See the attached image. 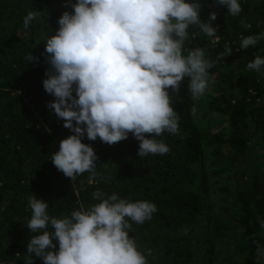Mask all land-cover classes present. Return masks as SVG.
Here are the masks:
<instances>
[{
	"label": "trees",
	"instance_id": "16d2710c",
	"mask_svg": "<svg viewBox=\"0 0 264 264\" xmlns=\"http://www.w3.org/2000/svg\"><path fill=\"white\" fill-rule=\"evenodd\" d=\"M251 2L238 0L242 11L232 16L216 0H199L200 19L207 22L215 12L211 23L217 32L208 37L190 26V35H197L185 43L189 49L203 48L205 58L215 61L200 115L205 124L220 120L224 130L207 137L192 125L184 106L192 95L185 77L178 93L169 89L180 117L178 133L155 137L168 145V153L139 157V141L131 133L112 145L85 135L81 142L97 156L96 176L90 180L85 172L72 181L51 161L60 141L73 133L47 107L55 98L42 84L50 67L42 37L54 35L58 18L73 9L65 7L66 0H0V264H25L30 255L33 264H43L26 247L36 234L26 227L32 195L48 204L50 217L64 218L99 203L93 198L97 191L103 198L116 193L129 202L156 205L157 211L142 224L126 218L129 236L147 264H264V258L257 260L253 243L264 245L258 222L264 220V66L260 72L247 69L256 56L264 58V38L240 48L243 37L264 33V0ZM34 10L40 17L25 28L23 19ZM244 50L245 59L231 71L233 56ZM29 54L39 62L27 61ZM208 160V178L224 183L215 190L221 199L216 205L207 204L210 191L202 182L199 162ZM53 244L56 248L50 250L58 251L55 239ZM219 244L228 250L221 257L215 251Z\"/></svg>",
	"mask_w": 264,
	"mask_h": 264
},
{
	"label": "clouds",
	"instance_id": "9594fccd",
	"mask_svg": "<svg viewBox=\"0 0 264 264\" xmlns=\"http://www.w3.org/2000/svg\"><path fill=\"white\" fill-rule=\"evenodd\" d=\"M216 3L226 6L232 16L242 11L238 0ZM65 7L73 12L64 11L55 34L42 37L50 66L42 84L55 98L47 107L73 133L52 154L54 166L72 181L85 172L94 179L97 156L90 145L81 142L85 135L90 141L99 137L112 145L131 133L139 141V157L168 153V145L155 137L179 130L180 117L169 89L178 93L188 77V91L193 97L203 96L209 86V69L215 64L205 58L203 48L185 47L197 35H190L188 29L197 26L214 37L218 26L213 27L211 21L216 20V13L202 21L199 0H66ZM40 14L29 11L24 27ZM262 38L264 33L243 37L240 48L255 46ZM225 52L230 55L232 50L226 46ZM25 59L39 62L32 54ZM262 66L264 58L256 56L247 69L260 72ZM103 197L97 191L93 198L100 202L90 210L56 218L49 216L46 202L32 195V215L26 227L36 234L28 241L27 252L43 264H147L129 236L131 224L126 218L142 224L157 211L156 205L129 202L116 193ZM258 222L264 228V220ZM54 239L58 251L50 250L56 248ZM253 243L259 261L264 258V245ZM25 264H33L31 255Z\"/></svg>",
	"mask_w": 264,
	"mask_h": 264
},
{
	"label": "rangeland",
	"instance_id": "374dc122",
	"mask_svg": "<svg viewBox=\"0 0 264 264\" xmlns=\"http://www.w3.org/2000/svg\"><path fill=\"white\" fill-rule=\"evenodd\" d=\"M257 1L258 0H252L251 4L253 2H257ZM259 52H261V50ZM244 59H245V50L243 52H241V54H238L237 56H233V58L231 60V64H230V70L236 71L239 63ZM243 77H244V79H246L247 75L244 74ZM236 79H238V78H236ZM240 81H242V80L240 79L239 82ZM203 99H204V96L196 98V97H193L191 95L189 97V99L185 102L184 106L191 116L192 125L199 130L203 129L204 130L203 134H205L207 137H209L212 134H215L217 132L224 130L225 126L221 125L220 120H217V119L212 121V122H207L208 124H205V122L201 120L200 111L203 107V103H204ZM260 103H264V96L260 98ZM207 152H208V150L205 149L204 151L201 152V155L205 156L207 154ZM199 163H200V167H201L202 171L205 173L204 176L202 177V182L205 184L206 189L210 191V193H206L207 204H209L210 202H214V204L216 205L215 202H217V204H218L221 199L220 198L218 199L214 195L215 190L220 188L224 183H223V181H217V180H213L212 178L211 179L208 178V175L206 172L209 171V169H208L209 160L206 162H203V163L200 161ZM215 251H216L217 257H221L223 255H226L228 250H227L225 245L219 244L215 247Z\"/></svg>",
	"mask_w": 264,
	"mask_h": 264
},
{
	"label": "built area",
	"instance_id": "2783aa9c",
	"mask_svg": "<svg viewBox=\"0 0 264 264\" xmlns=\"http://www.w3.org/2000/svg\"><path fill=\"white\" fill-rule=\"evenodd\" d=\"M237 50V49H236Z\"/></svg>",
	"mask_w": 264,
	"mask_h": 264
}]
</instances>
